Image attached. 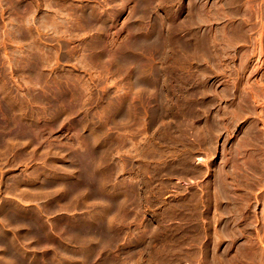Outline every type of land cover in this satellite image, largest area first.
<instances>
[{
  "label": "rangeland",
  "instance_id": "obj_1",
  "mask_svg": "<svg viewBox=\"0 0 264 264\" xmlns=\"http://www.w3.org/2000/svg\"><path fill=\"white\" fill-rule=\"evenodd\" d=\"M0 264H264V0H0Z\"/></svg>",
  "mask_w": 264,
  "mask_h": 264
},
{
  "label": "bare ground",
  "instance_id": "obj_2",
  "mask_svg": "<svg viewBox=\"0 0 264 264\" xmlns=\"http://www.w3.org/2000/svg\"><path fill=\"white\" fill-rule=\"evenodd\" d=\"M57 103H58V102H57ZM52 104H53V103H52ZM52 108H53V107H52ZM46 109H47V108H46ZM54 112H55V111H54ZM56 112H58V111H56ZM58 114H59V113H58ZM60 114H61V113H60ZM50 121H51V120H50ZM212 127H213V126H212ZM209 131H210V130H209ZM211 131H213V130H211ZM198 134H199V133H198ZM206 134H207V133H206ZM201 137H202V136H201ZM3 146H4V145H3ZM93 162H95V161H93ZM91 164H92V163H91ZM97 164H98V163H97ZM91 168H92V167H91ZM91 168H90V169H91ZM92 169H93V168H92ZM96 169H97V167H96ZM94 170H95V168H94ZM62 171H63V170H62ZM93 172H94V171H93ZM95 172H96V171H95ZM95 172H94V173H95ZM100 178H101V177H100ZM22 181H23V180H22ZM11 182H12V181H11ZM18 182H20V181H18ZM18 182H17V184H18ZM26 182H27V181H26ZM23 183H24V182H23ZM19 184H20V183H19ZM21 184H22V183H21ZM34 184H35V183H34ZM35 185H36V184H35ZM11 186H12V185H11ZM34 187H35V186H34ZM12 188H13V187H12ZM12 188H11V189H12ZM24 189H25V188H24ZM28 189H29V187H28ZM18 190H20V189H18ZM21 191H22V193H23L24 190H21ZM24 193H25V192H24ZM6 207H7V206H6ZM6 207H5V208H6ZM114 207H115V206H114ZM111 208H112V207H111ZM114 209H115V208H114ZM114 209H113V210H114ZM3 210H4V208H3ZM9 211H10V210H9ZM91 211H92V210H91ZM5 212H6V211H5ZM12 213H14V212H12ZM107 213H108V212H107ZM15 214H17V213H14V216H15ZM31 214H32V213H31ZM109 214H110V213H109ZM17 215L20 216V214H17ZM1 216H2V215H1ZM33 216H34V215H33ZM4 217H5V216H4ZM9 217H10V216H9ZM16 217H17V216H16ZM21 217L23 218L24 216L22 215ZM25 218H26V220H27V223H30V222H28V221L31 220L33 217L30 216L29 214H27V215L25 216ZM34 218H35V217H34ZM1 219H2V217H1ZM14 219H15V218H14ZM19 220H20V218H19ZM21 220H22V219H21ZM24 220H25V219H24ZM24 220H23V221H24ZM33 220H34V219H33ZM25 222H26V221H25ZM33 222L36 223L37 221L34 220ZM23 223H24V222H23ZM30 224H31V223H30ZM35 226H36V225H35ZM28 227H29V226H28ZM29 228H30V227H29ZM108 228H109V227H108ZM34 229H35V228H34ZM36 230H37V229H36ZM36 230H35V231H36ZM39 230L41 231V229H39ZM31 231H33V230H31ZM7 232H8V231H7ZM36 232H37V231H36ZM34 233H35V232H34ZM106 233H107V231H106ZM2 234H3V233H2ZM5 234H6V233H5ZM5 234H4V235H5ZM40 235H41V234H40ZM95 235H96V234H95ZM98 235H99V234H98ZM106 235H107V234H106ZM106 235H105V236H106ZM108 235L110 236V234H108ZM112 235H113V234H112ZM89 236H90V235H89ZM5 237H6V236H5ZM9 237H10V236H9ZM95 237H96V236H95ZM100 237H101V236H100ZM13 239H14V238H13ZM13 239H12V237H11V240H12V241H13ZM103 239H105V238H103ZM3 240H5V239L3 238ZM7 240H9V238H8ZM109 240H110V239H109ZM12 241H11V242H8V241L6 242V244H7V246H6L7 251H8V250H11V249L14 248V245H13ZM4 243H5V242H4ZM4 243H3V244H4ZM1 244H2V243H1ZM15 252H16V251H15ZM80 256H81V255H80ZM17 258H18V257H17ZM49 263H50V262H49Z\"/></svg>",
  "mask_w": 264,
  "mask_h": 264
}]
</instances>
